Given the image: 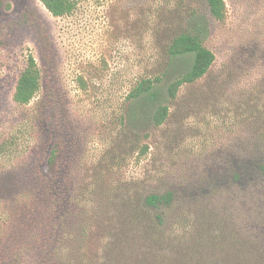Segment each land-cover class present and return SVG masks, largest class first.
I'll list each match as a JSON object with an SVG mask.
<instances>
[{"label": "rangeland", "instance_id": "1", "mask_svg": "<svg viewBox=\"0 0 264 264\" xmlns=\"http://www.w3.org/2000/svg\"><path fill=\"white\" fill-rule=\"evenodd\" d=\"M166 1L78 0L71 14L54 17L40 0H0V236L20 204L18 195L33 189L39 195L34 187L40 179L54 182L53 198L59 197L47 230L35 228L38 238L46 236L43 251L31 246L23 264H56L53 241L62 236L68 264H102L108 214L98 206L79 216L76 198L97 183L100 193L84 198L101 206L102 193L125 182L146 193L175 191L183 208L213 196L239 210L217 212L188 232L177 229L175 207L166 212L162 246L135 232L130 245L114 253L116 264H264V173L243 154L249 136L264 135V0H224L225 20L209 19L204 37L215 61L193 88L180 92L208 99L173 106L160 128L145 126L146 156L134 154L121 168L100 170L104 152L116 147L115 113L135 83L157 75L164 64L159 28L169 11L179 9ZM29 56L40 70L41 88L22 106L12 96ZM54 147L59 156L51 170L45 151ZM82 226L86 238L80 242ZM188 235L203 236L204 244L194 245Z\"/></svg>", "mask_w": 264, "mask_h": 264}, {"label": "trees", "instance_id": "2", "mask_svg": "<svg viewBox=\"0 0 264 264\" xmlns=\"http://www.w3.org/2000/svg\"><path fill=\"white\" fill-rule=\"evenodd\" d=\"M174 1L179 9L169 11V16H165L166 20H162L164 24L159 28L164 35V64L160 66L157 75L137 81L115 113L116 147L104 152V157L100 160L102 163L100 170L103 172H109L110 166L121 168L124 160L131 155L136 154L137 158L146 156L149 146L143 142L148 138L146 133L142 134L145 126L153 129L160 128L170 117L173 106L176 107L183 102L191 104L192 101L204 97L199 94L189 98L186 95L181 96L180 92L184 88H193L211 69L215 56L205 46L204 37L208 35L209 19L219 23L225 20L226 5L224 0ZM40 2L52 16L63 17L75 10L78 0H40ZM169 2L170 0L166 1L167 4ZM173 17H177L176 24L172 21ZM171 74L173 78L164 85L165 79ZM80 86L81 90L85 87L81 79ZM40 88V70L34 58L29 56L25 68L17 79L12 99L18 105H28L38 94ZM194 95V93L190 94L191 97ZM207 99L208 97H204V100ZM263 143L264 135L249 136L247 138L248 151L243 152L252 160H257L256 167L261 173H264ZM58 156L57 148L46 149L45 161L51 170H54ZM261 173L257 174L263 176ZM28 177L29 175L24 177L25 182L29 181ZM238 178L239 175H235V179L238 180ZM55 187L54 182L40 179L39 184L34 187L40 193L39 195L33 192L34 189L18 195V201L21 199L20 204L5 221L3 233L0 236V264H23L24 254L33 245H37L35 252L40 255L41 248H44L46 242V236L38 238L35 228L39 225L47 230L45 226L47 224L50 226L54 219L56 210L54 200L59 198L58 196L53 198ZM80 192L81 195L76 198L75 207L79 216L88 211L91 213L98 211V206L100 212L105 210L108 214L105 242L107 250L103 255L102 264H116L114 253L124 245L129 246V237L134 236L135 232L137 234L139 231L144 232L143 235H147V238L158 247L165 239L166 212L175 207L180 211L174 219L177 229H185L188 232L204 227L205 225L199 221L205 218L210 219L217 212L229 214L239 210L233 206L234 203L231 200L221 199V197L217 199L218 197L213 196L203 201L195 200L189 203L187 208H183L176 204L175 191L146 193L141 190L138 183L132 182L117 186L113 192L112 190L104 191L102 194L105 203L101 206L98 201L84 198L85 195L96 197L100 193V185L90 184L83 191L80 189ZM73 199L75 200V197ZM36 200H40V203L35 202ZM43 209L45 210L39 212ZM80 230L78 240L83 242L86 238V227L82 226ZM187 237L191 238V243L193 239H196L194 243L196 246L204 244L203 236L196 238L194 235H188ZM65 243L67 239L64 236L53 241L54 256L51 259L53 258L56 264L70 262L64 256ZM173 244H175V239H173ZM153 255L160 256L159 253H153Z\"/></svg>", "mask_w": 264, "mask_h": 264}]
</instances>
